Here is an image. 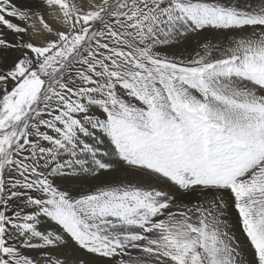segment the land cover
I'll return each mask as SVG.
<instances>
[{"label":"snow or ice","instance_id":"1","mask_svg":"<svg viewBox=\"0 0 264 264\" xmlns=\"http://www.w3.org/2000/svg\"><path fill=\"white\" fill-rule=\"evenodd\" d=\"M0 264H264V0H0Z\"/></svg>","mask_w":264,"mask_h":264},{"label":"rangeland","instance_id":"2","mask_svg":"<svg viewBox=\"0 0 264 264\" xmlns=\"http://www.w3.org/2000/svg\"><path fill=\"white\" fill-rule=\"evenodd\" d=\"M105 140H107L106 138H105ZM107 143L109 144V146L110 147H108L109 149H111V145H110V143L107 141ZM106 159H114V158H112V157H105ZM89 183H90V181H89V178L88 179H84V180H82V181H80V182H78V184L76 185L77 187H80V188H84V189H87L88 187H89Z\"/></svg>","mask_w":264,"mask_h":264},{"label":"bare ground","instance_id":"3","mask_svg":"<svg viewBox=\"0 0 264 264\" xmlns=\"http://www.w3.org/2000/svg\"><path fill=\"white\" fill-rule=\"evenodd\" d=\"M99 147H100V150H101L102 153L111 151V149L108 148L110 146L107 143V140H105V138L103 139V142L99 145ZM86 179H88V178H86Z\"/></svg>","mask_w":264,"mask_h":264}]
</instances>
